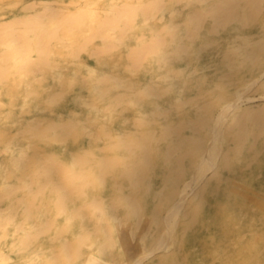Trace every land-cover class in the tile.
I'll return each instance as SVG.
<instances>
[{"label": "clouds", "instance_id": "9594fccd", "mask_svg": "<svg viewBox=\"0 0 264 264\" xmlns=\"http://www.w3.org/2000/svg\"><path fill=\"white\" fill-rule=\"evenodd\" d=\"M239 6L120 0L101 12L89 5L56 25L62 63L49 54L47 28L31 40L5 35L4 78L22 72L44 111L54 113L74 93L76 105L60 119L0 126V142L9 145L0 152V232L13 234V264H115L118 233L137 217L153 163L169 155L171 114L188 107L183 88L192 77L179 65L211 18L205 9ZM149 21H156L151 31L138 34L137 25ZM29 51L38 59L14 68L10 56ZM222 87L206 93L208 102L219 103L230 134L246 140L247 94L222 102ZM250 91L264 95V85ZM160 259L165 264L167 253Z\"/></svg>", "mask_w": 264, "mask_h": 264}, {"label": "rangeland", "instance_id": "374dc122", "mask_svg": "<svg viewBox=\"0 0 264 264\" xmlns=\"http://www.w3.org/2000/svg\"><path fill=\"white\" fill-rule=\"evenodd\" d=\"M213 1H215V0H211V1L205 0L204 2L206 5L207 4L211 5V4H213ZM114 2H120V0H118V1L117 0H0V23H2V24H0V29H3V30H0V33L2 31H5V29H4L5 26H6V30L11 27L12 31L9 29L6 32V33H9V34H7L9 37H11V38L18 37V36L24 37L25 35L29 34V35H27V37L25 36L24 39L30 38L29 40H31V39H34V35H33V33L30 32V31H32L30 26H28L29 28H27V29H29V30H27V32L25 31L24 35H20V33L22 32V29H23L22 26L25 24L23 21H30L35 16L44 17L43 19L46 20V15L49 13H52V12H54L55 15H57L55 17L61 18V16L63 15L62 14L63 11H64L65 15L67 13H69L68 15H71L73 13H77V12L81 11L83 8L84 9L87 8L89 5H95L96 10L103 12V11L107 10V8H106L107 5L112 4ZM209 2H211V3H209ZM241 2L243 3L244 0H241L240 3ZM209 8L210 7H206V9H209ZM48 9L50 10L49 13L47 11ZM51 9L54 11H51ZM40 10L43 11L44 13L45 12L46 13L43 15L42 14L43 12H41ZM190 10L192 11V9H190ZM190 10L188 9V11L187 10L186 11L190 12ZM65 11H67V12H65ZM69 11H72V12H69ZM37 12L41 13V15L37 14ZM262 12H264V9H262V11H261V16L264 17V14H262ZM207 13L209 14L210 17H212V15H211V13H209V11ZM30 14H32V15L30 16ZM33 14H34V16H33ZM65 15H63L62 17H64ZM25 16H26V18H28L30 16L31 19L28 18L26 20ZM15 18H16V20H18V22H16ZM19 18H20V20H23V19H25V20L20 21ZM11 19H13V20H11ZM9 20L11 21V23ZM3 21L5 23H3ZM6 21L7 22L9 21V22L7 23ZM14 21L16 24H18V26H16L14 24ZM233 21H231V23H230L231 27L239 24L238 21L237 22L236 21L233 22ZM209 22L213 23V17L210 18L208 20V22L205 24L203 31L201 33V39H199L198 41H196L194 43V45H193V51H194L193 53L194 54L192 53V55L184 63L180 64L186 68V73L191 74V77H192V79L187 84V86L183 88L184 98L186 101H188V98L190 99L191 97H193V98L197 97V98L190 99L188 107L183 112H181V113L173 112L171 114L170 122L173 126V131L175 132V134H173L171 140H176L178 137L176 135L183 128H185V130L180 131V133H187L188 132V133H192V134H197L196 129L194 130V127L192 125L193 123L191 124L190 121L197 120V118L199 117L198 113L201 114L204 106L206 107L207 105L210 104L208 102V98H207L206 93L211 88H213L217 83L221 84L222 86L224 85L223 88L217 92L218 98H220V101L223 102L224 100L228 99V96H232L237 85H240L243 81H245L246 79L249 78L248 73L246 74V71H248V69L252 68L250 66L245 67V69H247V70H245L243 68L244 66L238 65L235 68L236 70L234 69L235 71L234 70L231 71V70H228L226 67H223V65L215 62L214 59L216 57L213 58V56L215 55L214 54L215 50H216V48H218L219 45H220L219 48L222 49L226 45V40L223 38L222 39L219 38V39H217V42H215V43H206V41L204 40L205 36L208 35L207 37H210V35H213L209 32V27L212 26L211 25L212 23H209ZM155 23H156V21H149L146 24L144 22H141L140 24L137 25L138 34L143 35L149 31H151V29L153 28ZM249 24H251V25H249ZM19 25H22V26H19ZM245 25L247 28L245 27ZM245 25H244V27H242L243 26L242 24H239L238 26L242 27L244 30H255V29L259 28L257 23H248ZM25 26L26 25H24V27ZM14 27H16V28H14ZM17 27H19V28H17ZM229 27H230V25H229ZM229 27L227 26V28L231 30V28H229ZM226 29L221 30L220 34H218V35L215 34V35L216 36H219L222 34L224 35L225 34L224 32L228 31V29L227 30ZM28 31L30 33H28ZM10 32H13L14 34L10 33ZM18 32H19V34H18ZM229 32L230 31H228L227 33H229ZM11 34H13L12 35L13 37L10 36ZM15 34H17V36ZM57 34L58 35L55 38H52L49 41V49H50L49 54L51 57H53L54 60L62 63V60H61L62 50L59 47V39H60V35H61V29L59 27L57 28ZM58 37H59V39H58ZM222 40H224V41L222 42ZM200 42H201V44H200ZM220 42H221V44H218ZM3 43H4V41L2 42V40L0 39V51H1L0 55H3V58H4L3 50L5 51V49L3 48L4 47ZM207 46H209V47H207ZM199 47H200V49H199ZM14 54H16V55H14ZM14 54L10 56L12 66L14 68H18L19 67L18 64L20 63V61L18 60L19 58L17 59V57H19L20 54H19V52H15ZM30 54L34 58H38L34 52L33 53L31 52ZM197 54H199V56H197ZM12 56H14L17 59V61H19V62H17L14 57L13 58L15 60H13ZM210 56H212V57L209 58ZM86 57L87 56H85L83 59L86 61L87 67L95 68L96 67V63H94L95 60L89 59L88 57L87 58ZM3 58L0 57V61H1L0 62V68L2 70L4 67V62H3L4 59ZM12 60L16 61V64ZM238 67H240V68H238ZM194 68L197 69V70H195V73H193ZM197 71H198V73H197ZM213 71H214V73H213ZM220 71H222V72H220ZM228 71H230V72H228ZM218 72L222 75L223 74L226 75V72H227L228 74L226 76H224L226 78V80L224 78H220L222 76L219 75ZM192 73H193V75H192ZM229 73H230V76H229ZM256 73H257V71L254 70V74H256ZM203 75H204V78H206L207 83L205 86L202 87L200 84H198L196 82V78L198 76H203ZM23 76H24V74L22 72L19 73L18 75L17 74H11V75H9V77L6 76L5 78H4L3 74H2V76H0V79H1L0 80V82H1L0 83V126H2L4 124H7L8 126H13V125L19 123V121L20 122H23V121L35 122V121L52 120V119L56 120V119H60L62 117H67L69 115V113L76 110V105L73 102L74 101L73 97L75 96V93H74L73 95H70L66 98L65 102L59 108H57L55 110V113H50V112L44 111L42 109L41 105L37 102V97L32 95L31 91L29 90V86L31 87V82L27 81L25 79V76L24 77ZM147 78L148 77H145V79H147ZM216 79L218 80V82L216 81ZM219 79H221L220 81H222V82H220ZM212 81L214 83H212ZM23 86H25V90H24ZM200 87L202 88V90L200 89ZM204 87L206 89H204ZM196 89H198L197 90L198 92L196 91ZM189 91H190V93H189ZM200 91H202V93ZM205 91H207V92H205ZM25 93H27V94H25ZM250 94H251V96L252 95L256 96L257 92H255V94H254V92H251ZM199 96H201V97H199ZM23 99H25V100H23ZM254 99H251L253 101H251V100L247 101L245 106L247 105L250 108H252L253 106L259 108L262 105H264V104H262V103H264V100H261L259 98L257 99V96ZM161 103L167 106L170 103V100L166 99V100L162 101ZM257 103H258V105L259 104H261V105H259V107H258V105H256ZM21 104H22V107H21ZM215 104H217V103H215ZM210 105H214V104H210ZM19 106H20V108H19ZM200 106H203L202 109ZM6 109H9V110H6ZM197 109H200V110H198L199 112L197 111ZM175 115H177V116L179 115V116L177 117ZM178 123H179V125H181V127L183 125L185 127L180 128L179 125L177 127L176 125ZM186 124L189 126H186ZM176 127H177V129H176ZM189 127L193 131L191 129H189ZM178 128H180L179 131H178ZM174 129H176L177 131ZM200 132H204V129H202ZM227 135L228 134H226L227 139L231 138V136H232L231 134H229L228 136ZM259 139L264 140V134H262L259 137ZM249 143H250V141H248L247 145H249ZM226 144L231 146L232 145L231 140L230 139L227 140ZM261 144L262 145L260 146V149L262 148L261 149L262 151L259 150V152H257L258 155L256 154L255 157L254 156H253V158L250 157L251 152L249 153V149H247V147H246V148H244L245 150L243 149L241 152H239L240 154L236 153L237 157L233 156L232 163L228 167V170H227L226 166H222L220 168L219 176L217 175L213 178L211 177L209 179H206L207 185H205V188L202 192L201 203H200L199 209L196 212V213H198L196 216L197 222L194 221L193 222L194 224L192 223L191 226L187 230V234L189 235V238L187 239L188 242H187L186 246L190 250V252L194 254L193 261L195 260L196 264H223L225 261L229 260L230 257H232L233 250H235L237 248H239V249L243 248V245L246 243V242L242 243L243 239L244 240H247L250 238L252 239L254 237L253 235H257L262 230H264V147H262V146H264V143H261ZM224 145H225V143H224ZM25 146L30 147V145H25ZM8 147H9V145H7V144L5 145L4 143L0 142V152H4L5 150L8 149ZM75 147H77V146H73L70 144L69 150H75ZM246 149L248 151H246ZM241 153H243V154H241ZM248 153L250 155H248ZM233 155H235V154H233ZM259 156H261V158ZM235 158H237V159H235ZM235 160H238V161L235 162ZM254 160L255 161L257 160V161L254 162ZM248 162L250 163L251 166L248 165L249 164ZM246 164L249 166L248 168L246 167L247 166ZM153 167H154V169L153 168L151 169V171H150L151 173H149L147 178H148L150 183L152 182L151 184L156 191V189L160 190L161 187L163 186L164 183H163V179H161V178L164 175L163 176L161 175V173L163 171L162 167H160L159 165H156ZM228 171H229V173H228ZM221 174H222V177L220 178ZM225 176H226V178H225ZM148 180H146V182H148ZM232 180H234V181H232ZM218 181H220L221 183ZM218 183H219V185H218ZM239 184L242 186H240ZM246 184H247V186H246ZM155 185L159 186V187H156ZM216 190H217V192H216ZM163 192H166V189L163 190ZM153 197H154L153 193H149L147 195L145 189H143V191L139 193V199L140 200L143 199L147 205H146L145 211L143 210V213L145 212L144 215L140 216L141 218L136 217L135 218L136 221H134L135 223L133 222L130 225V226H132L131 228H134L135 227L134 225H137L139 223L137 220H140L141 224L139 223V225H138L139 230L138 229L136 230V235L138 237L141 235L142 231L146 228L145 223H146V221H148V217L153 212V208L158 203V200H157L158 197H156V196L154 198ZM193 204H194V202L192 200V204H191V206H189V208H191ZM258 219H260V220H258ZM142 222L144 223V225H142L143 224ZM130 226H128V227H130ZM1 233L2 232H0V234ZM11 235L13 236V234L10 232V234L5 235V236L3 235L2 237H0V243H1L0 244V255H2V258H3V260L0 264H7V263L13 264V262H14L13 260L15 257V252H13L14 249H11V247L14 244V243H12V242H14V237H12ZM190 235L195 236L196 237L195 239L198 241L202 240V242H204V245L200 246V245H198V242L190 241ZM6 240H8V241H6ZM5 242L7 244H5ZM236 242L237 243L241 242V243L236 244ZM3 244H4V246H3ZM10 244L12 246H9ZM258 246H259V251L258 250L257 251H258L259 257H260L259 258L260 263L264 264V248H262V247H264V242H261V243L259 242ZM6 247H8V248H6ZM10 250H11V252H10ZM118 250L119 249L117 248V252H118ZM201 251H203V252L206 251V252L201 253ZM3 254H4V256H3ZM6 254H8V255H6ZM6 256H7V258H6ZM116 257L117 258L114 261L118 262V264H122V262H120V260H122L123 257H121V256L119 257V256H117V254H116ZM151 258L155 259L156 255H154V257H151ZM195 263L193 262V264H195Z\"/></svg>", "mask_w": 264, "mask_h": 264}, {"label": "bare ground", "instance_id": "6f19581e", "mask_svg": "<svg viewBox=\"0 0 264 264\" xmlns=\"http://www.w3.org/2000/svg\"><path fill=\"white\" fill-rule=\"evenodd\" d=\"M240 1L234 0L235 3L240 4L239 7L217 8L215 10H213L210 7L209 9H206V12L209 11V13H211V15L213 17V23L209 22V23H212L211 24L212 26L209 27V32L213 35H210V37H207L208 35L205 36L204 40L206 41V43H215V42H217V39H219V38L220 39L223 38L226 40V45L222 49L219 48V46H220L219 45L218 48H216V50H215V53H214L215 55L214 56L212 55V56H213V58L216 57L214 59L215 62L223 65V67H226L228 70L233 71L238 65L244 66L243 67L244 69H245V67H249V66L252 67L251 69H248V71H246V74L248 73L249 78L246 79L245 81H243L240 85H237L236 89L234 90L232 95L240 97V96H244L245 94H247L246 95V101L254 99V98H256V96H257V99L259 98L261 100H264V95H262V94L257 93L256 96H254V95L251 96V94H250L251 93L250 89H252L253 85H256V86L264 85V17L261 16V11H262V9H264V0H246V1L244 0L243 3L242 2L240 3ZM225 2H227V0H215V1H213V4H222ZM209 3H211V2H209ZM249 4L252 6L249 7ZM47 11L49 13L50 10L48 9ZM51 11H54V10L51 9ZM67 11H65V12H67ZM41 12H43V11H41ZM69 12H72V11H69ZM190 12H191V10H190ZM45 13L43 12L42 14L44 15ZM37 14L41 15V13H38V12H37ZM62 14L65 15L64 11ZM68 14L69 13H67L64 17H62L63 16L62 15L61 18L60 17L57 18V17H55L57 15H55V13L52 12V13H49L46 15V20L43 19L44 17H40V16H35L34 18L31 19L30 16L32 14H30L29 17L27 16L28 18L31 19L30 21H23L25 19L26 20L28 19V18H26V16H25V19H23V20H20V18H19V20L23 21L25 23L24 25H26L25 27H24V25L23 26L19 25V26L23 27L20 35H24L25 31L27 32V30H29V29H27V28H29L28 26L31 27V30L33 32L32 31H30V32L33 33L34 38H35L36 34L39 32V30L47 28L48 29L47 40H48V45H49V41L58 35L57 34V28L58 27L56 25H59L62 22H65V18L70 16ZM262 14H264V12H262ZM33 16H34V14H33ZM13 19H11V20H13ZM15 20H16V18H15ZM233 20L236 22L238 21L239 24H242L243 25L242 27H244V25L248 24V23H257L258 27L260 29L258 28L255 30H244L242 27L238 26L239 24L231 27L230 23ZM16 22H18V20H16ZM3 23H5V22L3 21ZM10 23H11V21H10ZM0 24H2V23H0ZM14 24L16 26H18V24H16L15 21H14ZM229 25H230V27H229ZM249 25H251V24H249ZM227 26L229 28H231V30L228 29ZM245 27H246V25H245ZM14 28H16V27H14ZM17 28H19V27H17ZM226 28L228 29V31H230L229 33H227L228 31H226V32H224L225 33L224 35L222 34V35L216 36V35L220 34L221 30L226 29ZM4 29H5V31H2L0 33V39L2 40V42L4 41L5 35L9 34V33H6L7 30L10 29L12 31L11 27L6 30V26H5ZM0 30H3V29H0ZM30 32L28 31V33H30ZM10 33H13V32H10ZM13 34H11L10 36H12ZM18 34H19V32H18ZM15 35L17 36V34H15ZM27 35H29V34H27ZM27 35H25V36L27 37ZM25 36H24V38H25ZM13 38H15V37H13ZM26 39L29 40L30 38H26ZM58 39H59V37H58ZM223 41L224 40H222V42ZM200 44H201V42H200ZM218 44H221V42ZM207 47H209V46H207ZM234 48L239 49L238 55H230L229 54L230 50L234 49ZM199 49H200V47H199ZM3 52H4V50H3ZM30 53L31 52L29 51L25 57L22 56L21 53H19L20 55H19V57H17V59L19 58L18 60L20 61V63L19 64L17 63L18 66L24 64L25 62H27V60H30V58L32 60L38 59V58H34ZM14 55H16V54H14ZM197 56H199V54H197ZM212 56H210L209 58H211ZM0 57L3 58V55H0ZM13 57L14 56H12V58ZM14 58H13V60L16 59V58L15 59ZM17 59H16V61H17ZM16 61H13V62L16 64ZM19 61H17V62H19ZM3 62H4V60H3ZM179 67L184 68L186 71V68L183 67L182 65H179ZM238 68H240V67H238ZM195 70H197V69L194 68L193 73H195ZM245 70H247V69H245ZM254 70L257 71L256 74H254ZM220 72H222V71H220ZM228 72H230V71H228ZM193 73H192V75H193ZM197 73H198V71H197ZM213 73H214V71H213ZM2 74H3V70L0 68V76H2ZM218 74L222 76L220 78H224L226 80V78L224 76H226L228 73L226 72V75H224V74L222 75L218 72ZM229 76H230V73H229ZM201 78H204V75L198 76L196 78V82L198 84H199V81ZM220 80L221 79H219V81ZM216 81L218 82L217 79H216ZM220 82H222V81H220ZM212 83H214V82L212 81ZM23 87L25 90V86H23ZM200 89L202 90L201 87H200ZM204 89H206V88L204 87ZM29 90H30V86H29ZM197 90L198 89H196V91ZM200 92L202 93V91H200ZM205 92H207V91H205ZM189 93H190V91H189ZM25 94H27V93H25ZM254 94H255V92H254ZM199 97H201V96H199ZM195 98H197V97H195ZM195 98L191 97L190 99H195ZM190 99L188 98V101ZM23 100H25V99H23ZM226 101H227V99L224 100L223 102H226ZM251 101H253V100H251ZM262 104H264V103H262ZM256 105H258V103ZM259 105H261V104H259ZM259 105H258V107H259ZM21 107H22V104H21ZM200 107L202 109L203 106H200ZM19 108H20V106H19ZM220 108H221V105L219 103L214 104V105L209 104L206 107L204 106L201 114L198 113L199 117L197 118V120H194V121L189 120L191 122V124L193 123L192 125L194 127V130L196 129L197 134H192V133H188V132L187 133H180V131L185 130V128H183L182 130H180V128L185 127V126L183 125L181 127V125H179V123L176 125L177 127H178V125L180 127V128H178V131L180 130L179 131L180 134L178 132L177 133L179 135L176 133L177 134L176 136H178L177 139L171 140L170 147L168 149H166L167 151H169V155H168L167 159H158L153 163V166L159 165L160 167L163 168L162 169L163 171L161 173L162 176L164 175L161 178V179H163V183H164V184L162 183L163 186L161 187L160 190L156 189V191H155V189L153 188V186L151 184L152 182L150 183L148 178H147L148 182H146L145 187H144L147 195L149 193H153L154 197L155 196L158 197V199H157L158 203H157V205H155V207L153 206L154 207L153 212L150 214V216L148 217V221H146V223H145L146 228L142 231L141 235L138 237L136 235V230L139 228L138 225L140 223V220H137L139 223L137 225H134L135 226L134 228H131L132 226H130V227L125 226L118 233L117 248L119 250L116 254L119 257L120 256L123 257V259L120 260V262H122V264H161L160 257L165 252L167 253V260H166L165 264H193V262L194 263L196 262L195 260L193 261L194 254L191 253L190 250L186 246L187 242H188L187 239L189 238V235L187 234V230L191 226V224L194 221H196V216L198 214L196 212L199 209V206L201 203V197H202L201 195H202V192L205 188V185H207L206 179H209L211 177L213 178L217 175L219 176L220 168L222 166H226L227 170H228V167L232 163L233 156L237 157V155H236L237 144L243 140L242 137L237 138L231 134L232 136L229 139L231 140L232 145L230 146V145L226 144L227 140H229V139H227L226 134H228V135L230 134V132L228 131V125L230 122V118L227 116L226 113H222L220 111ZM6 110H9V109H6ZM198 110H200V109H197V111ZM244 112L246 115H251L253 117V119L251 121H244L243 122V126L246 129L250 128L252 130V135L249 136L246 140H243L242 150L247 147V149H249V153L251 152L252 156L249 153H248V155H250V157L253 158V156L255 157L257 152H259V150L262 149V148L260 149V146L262 145L261 143H264V140L259 139V137L262 134H264V105H262L259 108L254 107V106L252 108H250L249 106L246 105L244 107ZM175 116H177V115H175ZM189 125L186 124V126H189ZM177 127H176V129H177ZM176 129H174V130H176ZM189 129H191V128L189 127ZM202 129H204V132H200ZM173 134H175L174 131H173ZM248 141H250L249 145H247ZM224 143H225V145H224ZM262 147H264V146H262ZM247 149H246V151H248ZM233 154H235V155H233ZM241 154H243V153H241ZM261 156H259V157L261 158ZM235 159H237V158H235ZM236 161H238V160H235V162ZM256 161L254 160V162H256ZM248 165H250V163ZM248 165L246 166L247 168L249 167ZM153 166H152V168L154 169ZM228 173H229V171H228ZM221 177H222V174L220 175V178ZM225 178H226V176H225ZM234 180H232V181H234ZM218 182H220V181H218ZM218 185H219V183H218ZM240 186H242V185H240ZM246 186H247V184H246ZM156 187H159V186H156ZM165 189H166V192H163V190H165ZM216 192H217V190H216ZM192 200H193L194 204L192 205L191 208H189V206H191V204H192ZM146 205H147L146 202L143 199H141L140 200V211L137 215L138 218H141L140 216L144 215L145 212L143 213V210L145 211ZM258 220H260V219H258ZM134 221H136V220H134ZM142 225H144V223ZM2 236H3V233L0 234V237H2ZM253 236L254 237L252 239L251 238L247 239V240L243 239L242 243L246 242L243 245V248L242 249L237 248V249L233 250L232 257H230L229 260L225 261L223 264H261L260 259H259L260 258L259 253H258V251H259L258 243L264 242V230H262L257 235H253ZM195 238H196L195 236L190 235V241L198 242V245H200V246L204 245V242H202V240L198 241ZM6 241H8V240H6ZM12 243H14V242H12ZM239 243H241V242H239ZM239 243L236 242V244H239ZM5 244H7V243L5 242ZM3 246H4V244H3ZM9 246H12V245L10 244ZM12 247H11V249H13ZM6 248H8V247H6ZM262 248H264V247H262ZM10 252H11V250H10ZM204 252H206V251H204ZM204 252L201 251V253H204ZM4 254H3V256H4ZM116 254L113 257H110V259L115 260L117 258ZM6 255H8V254H6ZM154 255H156V258L155 259L151 258V257H154ZM6 258H7V256H6ZM2 260H3L2 255H0V263L2 262ZM114 262H115V264H118V262H116V261H114Z\"/></svg>", "mask_w": 264, "mask_h": 264}]
</instances>
